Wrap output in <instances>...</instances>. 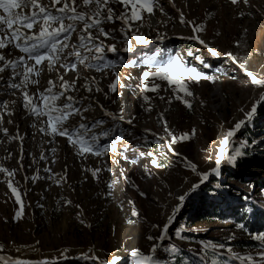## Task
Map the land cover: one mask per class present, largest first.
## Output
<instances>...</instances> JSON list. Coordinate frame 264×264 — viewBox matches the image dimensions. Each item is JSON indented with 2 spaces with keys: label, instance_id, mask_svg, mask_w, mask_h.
I'll return each instance as SVG.
<instances>
[{
  "label": "rangeland",
  "instance_id": "1",
  "mask_svg": "<svg viewBox=\"0 0 264 264\" xmlns=\"http://www.w3.org/2000/svg\"><path fill=\"white\" fill-rule=\"evenodd\" d=\"M174 4L160 0L163 13L157 9L133 26L147 43L137 44L129 33L133 49L124 52L127 43L119 32L115 40H105L117 47L116 53H107L113 67L105 72L82 70V76L95 77L101 92L81 89L72 93L89 97L81 106L92 107L84 113L87 119L74 117L65 126L105 121L102 129H94L97 133L112 130L101 144L118 140L120 134L125 136L115 145V153L88 155L85 159L76 155V149L64 137L48 143L52 138L38 131L39 124L37 128L30 126L33 119L19 102L15 115L5 116L3 127L8 128L9 135L19 131L24 140H10L0 132V166L16 170L14 178L0 173V256L54 264H100L81 258L82 254L111 264L119 256L120 264H134L131 250L139 248L152 254L150 248L155 244L156 264H245L234 256H251L253 261L247 264H264L259 260L264 241L252 238L264 234V101L259 100L264 86L253 85L247 75L250 71L264 79V0H249V4L241 0L238 5L230 0H174ZM178 6L183 11L178 12ZM180 13L185 23L180 22ZM193 25L203 27L196 35L217 56L197 40L189 39L194 34ZM156 52L164 58L180 56L185 65L208 77L199 84L185 80L192 96L176 93L184 96L191 108L175 98V84L170 88L167 81L150 77L143 83L151 87L150 81H154L160 89L143 90L142 73L149 69L142 61ZM226 53H232L235 59ZM133 61L137 62L135 66ZM75 75L69 72L65 78ZM115 75L121 77L119 95L109 90ZM41 79L55 80L56 73H45ZM84 83L81 78L77 86ZM15 98L0 91V100ZM253 104L256 113L225 149L219 172L212 173L227 130L245 119ZM104 110L123 116V120H112ZM8 119L13 123H7ZM169 132L178 138L188 134L189 139L178 140L169 151ZM121 151L127 160L121 157ZM148 152L153 155L147 156ZM229 157L235 159L228 162ZM153 159L159 166L152 164ZM190 164L197 166V172L209 173L208 179L201 183ZM97 168L101 169L98 178L85 171ZM10 179L24 205L20 219H14L20 205L7 187ZM194 184H199L195 191ZM182 195L184 201L178 199ZM177 207L179 211L174 213ZM133 210L138 215L134 216ZM170 216L174 218L165 238L149 241L148 236L163 234ZM210 244L224 247H207ZM183 252L187 254L182 257Z\"/></svg>",
  "mask_w": 264,
  "mask_h": 264
},
{
  "label": "snow or ice",
  "instance_id": "2",
  "mask_svg": "<svg viewBox=\"0 0 264 264\" xmlns=\"http://www.w3.org/2000/svg\"><path fill=\"white\" fill-rule=\"evenodd\" d=\"M240 2L241 0H230L232 5H238ZM242 2L249 4V0H242ZM169 3L175 7L174 0H169ZM157 9L162 13L164 12L160 0H0V91L16 97L10 101L0 100V132L8 136L10 140H24V136L19 131L13 136L9 135L8 128L3 127L5 116H14L16 113L15 106L19 102L26 115L33 119L30 126L37 128L39 124L38 131L52 138L48 143L54 142L56 137H64L68 144L76 149V155L85 159L88 155L101 157L109 152L115 153L117 151L115 145L124 141L125 136L120 134L118 140L101 144V139H108L112 130H101L97 133L94 129H102L105 121L93 120L91 125L79 123L75 126H65L74 117H79L81 120L87 119L84 113L92 107L91 104L87 107L81 106L82 101L88 100L89 97L83 95L77 97L72 93H79L81 89L88 93L101 92L102 89L97 85L95 77L82 76V70L95 69L99 72H105L113 67L112 62L107 60V53H116L117 47L115 43L106 44L105 40H115V33L117 32L123 36L127 43V46L123 48L124 52L133 49L132 43L129 42V33L134 37L137 44L147 43L146 38L138 34L139 29L133 30V26L137 22L142 23L146 16L154 15ZM180 22L185 23L183 13H180ZM188 23L191 24L192 22ZM109 24L114 26L119 24V27L106 29L105 25ZM192 31L194 34L189 39L197 40L208 49L212 56L218 55L199 35H196V33L203 31L202 26L193 25ZM188 54L192 55L191 52ZM226 55L232 57V53H226ZM232 58L235 59V57ZM201 62L203 63V61ZM142 63L149 69L143 71L141 77L145 92H158L160 89V85L154 81H150L151 87L148 83H143V81H149L150 77L167 81L170 88L173 84L178 86V88L173 89L175 98L189 108H191V104L184 99V96H192L193 93L189 90L185 80L190 79L199 84L201 79H208L196 68L185 65L180 56L164 58L161 52H156L154 55L146 57ZM136 64V61L132 62V66ZM152 68H155L156 71H151ZM52 72L56 73L55 80L47 79L45 81L41 79L43 74ZM69 72L75 73V77L66 79L65 77ZM247 75L251 78L253 85L264 86V79H258L250 71L247 72ZM81 78L86 83L78 87L77 81ZM120 80L121 77L115 75V79L109 84L110 92L119 95L118 83ZM120 87H125V85L121 84ZM177 92H183L184 96L176 95ZM17 93H19L18 96ZM105 95L107 96V94ZM160 99H164V97H160ZM144 100L148 101L149 97L144 96ZM259 100L264 101V93H261ZM101 109L103 110V106ZM256 111L257 106L253 104L251 110L244 114L245 119L239 120L227 130L221 141L215 167L211 170L212 173L219 172L221 163L225 159V149L242 126L251 121ZM104 114L114 121L123 120V116L107 110H104ZM160 118L164 122L165 131L168 132L167 122L164 120L163 114ZM7 123L11 124L13 120L8 119ZM128 123L131 124L132 121L129 120ZM193 134H195V130H193ZM128 135L131 136L132 134L129 132ZM169 136H171V140L167 143L169 151L173 150L172 145L178 140L189 139L188 134L178 138L169 132ZM50 150L53 153L56 152V148ZM120 155L123 159H128L123 151L120 152ZM140 155L144 156L145 153H140ZM146 155L152 156L153 153L148 152ZM177 155L179 154L177 153ZM40 158L44 159V156L42 155ZM234 159L235 157H229L228 162ZM152 164L159 166L155 159L152 160ZM190 167L191 171L200 177L201 183L208 179L209 173L197 172L195 164H190ZM45 170L51 171L50 169ZM106 170L110 171L111 169ZM15 171L0 166V173H4L8 177L14 178ZM85 171H90L93 177L98 178L101 169H85ZM37 178L39 177L33 179ZM61 179H65V177H61ZM7 187L15 196L16 203L20 205L14 219H20L24 205L19 190L13 186L11 179L7 181ZM111 187L110 184L109 188ZM198 187L199 184H194L192 190L195 191ZM178 199L184 201L185 196H179ZM176 211H179L178 207L174 209V213ZM132 214L138 215L135 210ZM173 218L174 216L168 218V223L163 226V234L160 237L148 236L147 239L149 241L163 240ZM81 222L83 223V221ZM240 228L244 229V226L240 225ZM252 238L264 241V234L253 235ZM207 247L222 249L224 246L210 244ZM2 249L3 246L0 245V250ZM156 251L157 245L153 244L150 248L152 254H145L141 249L135 248L131 250L130 255L134 259V264H156L153 255ZM228 251L231 253L232 249H228ZM63 258L68 259L67 256ZM81 258L100 261V264H109L108 261H101L96 256L88 257L82 254ZM233 259H241L245 264L253 261L251 256H234ZM120 260L119 256L114 257L111 264H120ZM259 260L264 261V251L259 254ZM0 261H3L4 264H54L48 260L34 262L12 260L4 256H0Z\"/></svg>",
  "mask_w": 264,
  "mask_h": 264
},
{
  "label": "bare ground",
  "instance_id": "3",
  "mask_svg": "<svg viewBox=\"0 0 264 264\" xmlns=\"http://www.w3.org/2000/svg\"><path fill=\"white\" fill-rule=\"evenodd\" d=\"M183 11L182 6H178V12ZM181 36V35H180ZM179 37V36H178ZM184 37V36H183ZM157 41V40H156ZM245 41V40H244Z\"/></svg>",
  "mask_w": 264,
  "mask_h": 264
},
{
  "label": "trees",
  "instance_id": "4",
  "mask_svg": "<svg viewBox=\"0 0 264 264\" xmlns=\"http://www.w3.org/2000/svg\"><path fill=\"white\" fill-rule=\"evenodd\" d=\"M263 219H264V217H263ZM187 253L186 252H183L181 255H182V257L183 256H185ZM179 258V257H178ZM180 259V258H179Z\"/></svg>",
  "mask_w": 264,
  "mask_h": 264
}]
</instances>
